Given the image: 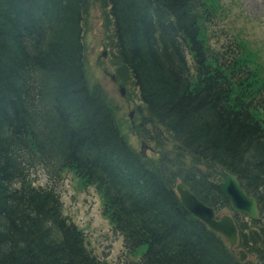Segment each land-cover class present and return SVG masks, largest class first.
<instances>
[{"label":"trees","instance_id":"trees-1","mask_svg":"<svg viewBox=\"0 0 264 264\" xmlns=\"http://www.w3.org/2000/svg\"><path fill=\"white\" fill-rule=\"evenodd\" d=\"M105 1L116 56L148 114L139 129L163 145L166 130L194 162L163 154L148 165L101 89L88 86L85 0H0V264H107L55 187L34 184L37 166L57 178L73 171L95 188L126 252L146 245L131 264H248L186 209L176 184L217 213L233 212L221 165L255 197L252 222L264 220V65L236 40L211 46L217 0Z\"/></svg>","mask_w":264,"mask_h":264},{"label":"rangeland","instance_id":"rangeland-1","mask_svg":"<svg viewBox=\"0 0 264 264\" xmlns=\"http://www.w3.org/2000/svg\"><path fill=\"white\" fill-rule=\"evenodd\" d=\"M217 1V14L208 26L211 46L224 49L236 40L244 45L245 53L254 55L264 65V0ZM82 28L87 84L90 88L98 86L101 89L120 132L131 147L142 153L148 165L163 154L175 156L177 162L193 163L190 156L178 153L175 140L166 130L164 134L167 143L163 145L155 139L149 140L139 129V124L148 114L130 73L116 56L113 21L105 0H85ZM103 52L106 53L105 56ZM112 75L115 79H112ZM121 86L125 89L124 94L120 92ZM130 112H133L132 118H129ZM148 127L152 130V126ZM200 166L213 173L212 167L206 164ZM29 172L34 184L55 187L60 195L64 214L84 231L86 245L96 257L107 264H131L132 260L139 259L144 253L146 245L138 247L133 254L126 252L122 235L114 231L102 212L101 195L94 187L84 186L73 171L65 172L60 178L41 166L33 167ZM223 213L233 214L228 209L218 214ZM238 223L240 235L236 250H245L246 263L259 264V256L264 253V220L253 223L245 214L240 213ZM253 230L259 234V240L252 238Z\"/></svg>","mask_w":264,"mask_h":264},{"label":"water","instance_id":"water-1","mask_svg":"<svg viewBox=\"0 0 264 264\" xmlns=\"http://www.w3.org/2000/svg\"><path fill=\"white\" fill-rule=\"evenodd\" d=\"M103 55L105 56L106 53L103 52ZM120 91L124 94V87H121ZM132 116L133 112H130L129 117L132 118ZM218 172L221 177L219 187L229 199L232 209L235 212L247 215L251 220L257 219L259 211L255 197L248 194L240 185L237 177L221 165H218ZM176 191L180 201L186 209L194 216L201 219L211 230L222 235L229 244L231 252L235 254V246L238 243V228L233 216L228 213L218 215L213 207L201 201L190 190L189 186L182 181L177 182ZM254 233L259 239L256 230H254ZM238 254V260L243 262L246 258V254L241 249L238 250Z\"/></svg>","mask_w":264,"mask_h":264},{"label":"bare ground","instance_id":"bare-ground-1","mask_svg":"<svg viewBox=\"0 0 264 264\" xmlns=\"http://www.w3.org/2000/svg\"><path fill=\"white\" fill-rule=\"evenodd\" d=\"M251 195V194H250ZM253 196V195H252Z\"/></svg>","mask_w":264,"mask_h":264}]
</instances>
